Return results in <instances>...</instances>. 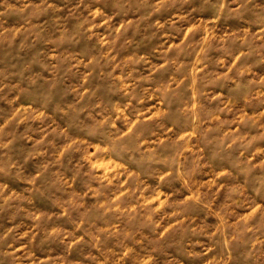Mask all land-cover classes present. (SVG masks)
<instances>
[{"label": "clouds", "instance_id": "1", "mask_svg": "<svg viewBox=\"0 0 264 264\" xmlns=\"http://www.w3.org/2000/svg\"><path fill=\"white\" fill-rule=\"evenodd\" d=\"M0 64V264H264V0H0Z\"/></svg>", "mask_w": 264, "mask_h": 264}, {"label": "rangeland", "instance_id": "2", "mask_svg": "<svg viewBox=\"0 0 264 264\" xmlns=\"http://www.w3.org/2000/svg\"><path fill=\"white\" fill-rule=\"evenodd\" d=\"M138 39L139 38H137V40ZM141 50L142 51H146V49H144V48H142ZM2 67H4V65L0 64V68H2ZM3 107H4V104H3L2 101H0V108H3ZM212 172H213V169L209 168V170H208V178L209 179H212ZM2 219L3 218H0V221H2ZM23 230L26 231L27 229H23ZM57 253L62 256L63 255V250L62 249H57ZM35 255L39 256L40 260L52 259V257H46V256L42 255L39 251H36ZM155 259L157 261H162L163 260V255L157 256V257H155ZM61 264H64V262L61 261ZM205 264H207V262H205Z\"/></svg>", "mask_w": 264, "mask_h": 264}]
</instances>
